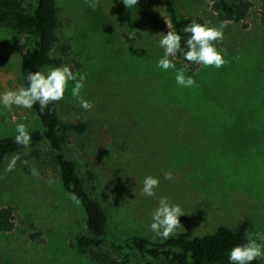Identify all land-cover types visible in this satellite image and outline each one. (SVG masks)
<instances>
[{"label":"rangeland","instance_id":"rangeland-1","mask_svg":"<svg viewBox=\"0 0 264 264\" xmlns=\"http://www.w3.org/2000/svg\"><path fill=\"white\" fill-rule=\"evenodd\" d=\"M170 1L178 17L226 25L216 47L226 50L227 62L220 68L189 64L185 74L196 81L189 88L176 84L173 69L156 67L163 55L158 40L169 30L166 0H137L131 7L122 0H95V8L88 0H56L52 55L60 58L57 66L68 64L77 78L86 77L81 95L93 103L82 109L70 95L71 82L64 98L54 102L62 121L87 125L83 133H70L66 151L83 178L87 169L95 173L93 193L115 236L162 239L148 227L161 196L206 221L183 220L198 235L220 225L235 228L243 220L249 233L264 232L261 0H250L244 21L219 20L214 0ZM22 42L0 25V91L23 86L21 55L14 48ZM174 62L177 68L187 63ZM50 67L55 66L43 70ZM21 122L27 130L41 129L33 108L0 110V138L15 135ZM17 154L15 168L5 171ZM164 171L172 172L171 180L164 179ZM147 175L160 179L152 197L141 191ZM59 178L45 143L3 160L0 206L12 207L15 227L0 233V264H93L74 246L76 237L87 233L83 208Z\"/></svg>","mask_w":264,"mask_h":264},{"label":"trees","instance_id":"trees-1","mask_svg":"<svg viewBox=\"0 0 264 264\" xmlns=\"http://www.w3.org/2000/svg\"><path fill=\"white\" fill-rule=\"evenodd\" d=\"M252 5L250 0H214L211 8L221 21H244ZM166 6L171 22L169 30L178 32L182 37L181 45L186 47L184 25L193 20L205 22L201 17H178L170 0H166ZM261 6L260 22L264 24V0H261ZM126 15L130 21L129 11ZM0 25L14 31L24 41L20 46H14L21 55L20 70L24 87L27 86L29 72L42 71L46 66L60 63V58L52 55L58 40L56 0H0ZM176 58L184 61L179 53ZM32 108L39 117L41 129L28 130L31 134L28 146L45 143L49 147L51 166L58 170L64 189L80 202L87 233L78 235L74 246L86 254L93 264H228L227 251L247 239V220L241 221L235 228L220 225L212 233L198 235L196 230L188 229L183 220L189 218L199 223L203 218L185 209H182L185 210L184 214L178 218L182 227L167 239H149L139 234L124 237L111 234L107 212L93 193L96 188L95 173L87 169L83 178L77 163L66 151L70 133H83L86 123L62 121L55 111L54 102L43 112L38 104ZM15 135L0 138V165L9 154L24 148L14 142ZM202 221L207 224L205 220ZM14 227L12 207L0 206V233L9 232ZM252 264H264V260H256Z\"/></svg>","mask_w":264,"mask_h":264},{"label":"clouds","instance_id":"clouds-1","mask_svg":"<svg viewBox=\"0 0 264 264\" xmlns=\"http://www.w3.org/2000/svg\"><path fill=\"white\" fill-rule=\"evenodd\" d=\"M126 7L137 4V0H122ZM89 6L96 7L95 0H88ZM225 23L213 26L208 23H198L195 20L183 27V32L187 34L185 45H181L182 37L174 29L162 33L158 40V45L163 49V55L156 61V67L165 71L173 69L175 71V82L178 86L189 88L195 85L193 75H186L189 64L195 63L201 67L213 66L220 68L227 61L226 50L219 49L216 44L223 40ZM171 28V22L167 29ZM183 58L185 63L177 68L174 58L177 54ZM27 86L16 89L0 91V110L11 109L13 106L31 109L38 104L41 112L51 103L64 98L65 90L71 82V97L79 103L84 110L93 108V103L81 95V90L85 88L84 75L74 72L70 65L62 64L50 67L43 71H34L27 74ZM16 135L14 142L24 147H28L31 141V134L24 123H16ZM19 155H14L8 161L5 171H12ZM31 174L36 175L35 168L31 169ZM171 171H164L166 180L172 179ZM160 179L156 176L147 175L143 178L141 191L145 196H155V189L159 186ZM183 210L179 204L170 203L167 196H161L158 206L151 213V222L148 227L151 232L164 239L169 238L182 226L179 217L183 215ZM228 264H252L256 260H264V232L249 233L243 243L234 245L227 251Z\"/></svg>","mask_w":264,"mask_h":264}]
</instances>
